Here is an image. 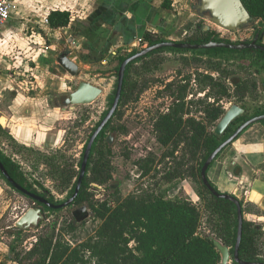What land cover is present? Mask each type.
I'll return each instance as SVG.
<instances>
[{
	"label": "rangeland",
	"instance_id": "rangeland-1",
	"mask_svg": "<svg viewBox=\"0 0 264 264\" xmlns=\"http://www.w3.org/2000/svg\"><path fill=\"white\" fill-rule=\"evenodd\" d=\"M34 1L15 0L20 11L19 21L0 40V152L29 182L36 184L37 189L49 192L56 202L62 203L71 195L94 128L112 106L118 75L108 76L107 73L119 69L120 56L131 54L133 49L139 51L149 44L140 45L131 40L126 47L109 52L89 48L77 40L69 41L68 38H74L71 34L52 35L50 39L40 23L29 22L26 17L24 7ZM163 1L159 0V3ZM196 3L197 0H178L172 7L176 12L187 9L194 13V20L185 14L180 16L181 28L185 25L188 29L181 40L195 34L200 27L210 26L220 38L250 42L258 27L264 29V23L256 21L231 32L212 22L209 16H199L194 10ZM169 32L164 37L174 40L169 37L172 34ZM59 37L63 44L54 50H46L45 47H50ZM64 52L78 64L77 75L70 74L59 63L58 58ZM198 73L212 74L227 83L234 97L231 101H222L226 110L234 103L239 104L249 119L264 107V61L255 53L164 48L136 61L128 75L129 99L119 107V112L105 129V136L98 144L101 152H94L108 164L107 169L112 175L104 183L90 182L88 191L94 201L108 198L115 203L132 196L186 198L200 207L203 218L199 232H209L208 214L198 194L200 185L187 173L188 167L197 166V161L183 149L184 146H180L174 156L165 158L172 146L162 144L155 130L156 118L169 111L175 98L168 86L171 83L174 86L189 83L187 101H191L190 109L197 119L204 120V113L199 111L203 108L200 101L206 99L209 87L206 90L201 88ZM188 76H191L190 80ZM82 81L99 86L102 94L90 104L64 108L59 97L74 91ZM218 121H206L208 130L213 131ZM241 123L232 124L227 132L237 129ZM111 133L116 139L112 153L107 155L106 137ZM228 147L218 158L228 156ZM149 157L154 159L153 168L149 174L143 175L138 161ZM180 162L185 163L182 168L186 170L185 176L169 177L167 173L173 172ZM66 177H72L69 184H64ZM218 191L223 192L219 188ZM245 191L243 189L237 197L243 201L244 218L248 219L246 213L260 210L246 201ZM34 206L35 202L13 189L0 174V264L14 263L13 246L16 251L29 250L39 234L52 226L56 227L55 237L63 233L64 238L76 246L92 236L101 223L90 209V218L78 224L75 231L66 233L64 228L77 206L45 209L46 218L39 227L22 231L16 239L9 229L15 227L16 222ZM251 219L262 225L257 243L264 257V220ZM229 264H233V260Z\"/></svg>",
	"mask_w": 264,
	"mask_h": 264
},
{
	"label": "trees",
	"instance_id": "trees-1",
	"mask_svg": "<svg viewBox=\"0 0 264 264\" xmlns=\"http://www.w3.org/2000/svg\"><path fill=\"white\" fill-rule=\"evenodd\" d=\"M242 1L252 15L253 21L259 20L261 23H264V0ZM163 5L168 6V1H164ZM48 20L49 26L52 28L67 27L72 23V12L56 9L48 15ZM142 40V45L146 43L153 45L169 39H166L160 33L146 31ZM212 40L232 42L229 39L220 38L217 31L212 29L207 30L205 27H200L195 34L186 37L182 41L207 43ZM166 48L187 50L172 47ZM162 49L164 48L158 49L148 55ZM200 51L252 52L256 54L259 60L264 61V51L258 49L233 50L218 47L200 49ZM136 52L137 50L133 49L131 54L120 56L119 67L127 57ZM136 61L131 62L127 66L119 107L129 99L128 75ZM198 74L201 88L206 90L209 87L206 99L200 101L203 108L199 111L204 113V120L197 119L190 109L191 101H187L189 83L177 86L171 83L168 86L172 89L175 98L169 107V111L160 113L156 118L155 130L162 144L172 146L171 151L164 155L165 158L171 155L174 156L178 148L184 146L183 149L186 152L188 151L193 160L197 161V166L188 167L187 173L192 175L200 185L198 194L204 201L208 214L209 232H199L203 218L200 207L186 198L166 199L163 196L153 198L132 196L115 203H111L108 198L103 201L93 200L92 194L88 191L90 182L104 183L112 178L111 173L107 169L108 164L103 162L100 156L96 157L94 155V152L97 150L101 152V149H98V144L103 136H105V129L111 124L112 118L93 144L82 187L73 201L76 205L87 204L93 211L94 216L101 220L95 233L85 241L73 246L64 238L63 233H58L55 237L56 227L52 226L50 229H46L39 234L34 245L29 250L22 248L16 251V247L13 246L11 251L14 252V263L12 264H220L222 259L221 253L210 236L219 239L223 244L229 246L233 256L238 233L237 206L230 200L218 198L212 194L203 183L201 170L209 155L236 130L234 129L231 132L226 131L222 136H219L214 131L208 130L207 126V122L214 123L223 116L226 109L222 101H231L234 94L231 93L225 81L209 73ZM188 78L190 80L191 76H188ZM119 107L114 116L119 112ZM260 114H264V107L259 109L255 113V116ZM245 120H247V117L243 115L232 124L243 123ZM99 123H97L96 127ZM261 123L264 124V120ZM231 125L227 130H231ZM105 147V153L110 155L112 149L108 145ZM221 153L218 154L216 159ZM0 159L10 175L21 186L38 193L34 183L29 182L18 171V167L1 152ZM138 164L143 170V175H147L152 171L154 159L151 157L141 159L138 161ZM184 166L185 163L180 162L178 167L173 172L169 171L167 175L171 178L174 176H185L184 172L186 170L182 169ZM0 174L13 189L24 195L6 179L1 171ZM79 174L80 170L76 175L77 179L73 184L70 196L75 192ZM71 180L72 177H66L64 184H69ZM210 182L218 190L211 180ZM48 200L58 203L53 197H50ZM241 204L243 206V201H241ZM43 206L48 210H55L46 205ZM78 224L75 222V219H72L64 228L65 232L75 231ZM261 226L244 218L243 237L239 248V255L242 260L264 262V257L259 251L257 243V235L261 233ZM21 232L19 231L14 234L16 239H18L17 237L20 236ZM131 242H134V245L131 246ZM233 264L239 263L233 259Z\"/></svg>",
	"mask_w": 264,
	"mask_h": 264
},
{
	"label": "crops",
	"instance_id": "crops-1",
	"mask_svg": "<svg viewBox=\"0 0 264 264\" xmlns=\"http://www.w3.org/2000/svg\"><path fill=\"white\" fill-rule=\"evenodd\" d=\"M164 1H168V6L163 5ZM164 1L160 4L159 0H36L24 8L29 22L40 23L50 39L52 35L71 34L74 38H68L69 41L112 52L126 47L131 40L138 44L137 39L143 38L146 31L163 36L170 31V38L182 41L188 29L185 25L181 28L180 16L185 14L194 20V13L187 9L176 12L172 7L178 0ZM56 9L72 12L69 26L52 28L46 23L48 15ZM19 12L15 5L5 35L19 21ZM62 44L59 37L45 48L54 50ZM227 150L228 156L212 164L208 177L223 192L237 196L246 189V201L260 210L246 213L247 220H264V124L257 122L248 127Z\"/></svg>",
	"mask_w": 264,
	"mask_h": 264
},
{
	"label": "water",
	"instance_id": "water-1",
	"mask_svg": "<svg viewBox=\"0 0 264 264\" xmlns=\"http://www.w3.org/2000/svg\"><path fill=\"white\" fill-rule=\"evenodd\" d=\"M194 10L198 13L199 16L205 17L209 16L212 22L217 24L218 26L227 29L231 32H236L241 27H247L254 23L253 17L246 8L245 4L242 0H197V3L194 5ZM205 29H210V26H205ZM258 36L251 42H224V41H210L207 43H190L185 41H174V40H166L163 42H159L153 45H148L143 49L137 51L135 54L127 57L120 65L118 70H113L107 73V75L117 74L118 75V84L116 88L115 97L112 103L111 108L104 116V118L100 121L96 129L92 132L85 151L83 155V160L81 164L80 174L77 180V185L75 188V192L68 200L62 203H53L47 200L46 198L40 196L39 194L32 192L25 187L21 186L8 172L5 165L0 159V171L6 177V179L20 192L24 195L30 197L31 199L45 204L46 206L52 209H61L68 205H70L76 196L78 195L83 179L87 172V167L91 155V151L93 148V144L95 143L97 137L102 132V130L106 127V125L113 118L116 110L119 107L123 85L125 72L128 64L137 59L148 55L158 49L172 47L177 49H187V50H200V49H210V48H218L223 47L227 49L233 50H245V49H258L264 51V44H260L257 42ZM59 63L62 65L64 69H66L70 74L77 75L79 72V66L73 60L69 58V55L64 52L58 58ZM102 88L97 85H94L90 82L82 81L79 83L78 87L70 92L67 96L62 99V106L64 108L68 106L80 105V104H90L94 102L101 94ZM245 114V109L239 104H232L223 116L219 119L217 125L214 128V133L222 136L229 126L239 117ZM264 120V114L253 116L247 120H245L227 139H225L207 158L205 161L202 170H201V178L203 183L207 186V188L218 198H223L232 201L237 206V217H238V233H237V241L235 245V249L233 252V256L231 254V248L222 243L219 239L210 236L214 241L218 251L221 253V263L220 264H229L233 259L239 264H264L262 261H244L240 258L239 248L242 242L243 237V224H244V214H243V206L241 204V200L231 193L220 192L216 188H214L208 178V170L211 167L212 163L215 161L216 157L219 153L223 151L224 148L233 143L243 131H245L248 127L253 125L254 123L261 122ZM116 139V135L111 133L106 137V143L109 148H112L114 141ZM73 215L75 220L78 223H82L90 218L91 212L87 206H82L73 211ZM45 216L42 213V209L40 207L30 208L15 224V228L11 230L16 231H24L30 228L39 227L40 223L44 220ZM233 257V258H232Z\"/></svg>",
	"mask_w": 264,
	"mask_h": 264
},
{
	"label": "flooded vegetation",
	"instance_id": "flooded-vegetation-1",
	"mask_svg": "<svg viewBox=\"0 0 264 264\" xmlns=\"http://www.w3.org/2000/svg\"><path fill=\"white\" fill-rule=\"evenodd\" d=\"M253 24H255V23H252V25ZM258 36V39H257V42L258 43H260V44H264V29H262L261 27H258L256 30H255V35H254V38H253V40L256 38ZM253 40H251V41H253ZM250 41V42H251ZM69 94V93H68ZM68 94H66V95H62V96H60L59 97V101L61 102V105H62V99L65 97V96H67ZM240 126V125H239ZM230 127V126H229ZM227 131V130H226ZM34 186H36V184H34ZM37 187V186H36ZM37 191H38V193L37 194H39L40 196H42V197H44V198H46L47 200L50 198V197H52L51 195H50V193L49 192H47V191H45V190H40V189H37ZM70 197H72V196H69L68 197V199L70 198ZM27 198H28V196H27ZM29 199H31V198H29ZM68 199H66V200H68ZM33 202H35V206H34V208H37V207H40L41 209H42V213L44 214V216H45V218H46V207L45 206H43V205H45V204H42V203H40V202H37V201H35V200H33V199H31ZM65 200V201H66ZM64 202V201H63ZM38 203H40V204H42V205H40V204H38ZM72 206H77L74 210H76V209H78V208H80V207H82V206H87L88 208H89V210L91 209L87 204H81V205H76L75 203H71L70 205H68V206H66V208L67 207H72ZM65 208V207H64ZM64 208H62V209H64ZM56 210V209H55ZM73 210V211H74ZM73 211H72V215H71V220L72 219H75V217H74V215H73ZM91 212V211H90ZM44 218V219H45ZM75 222L78 224V222L75 220ZM13 228H15V227H11L10 229H9V231L11 232V230L13 229ZM20 231V230H19ZM19 231H16V232H14V231H12L11 233L14 235V234H16L17 232H19Z\"/></svg>",
	"mask_w": 264,
	"mask_h": 264
},
{
	"label": "built area",
	"instance_id": "built-area-1",
	"mask_svg": "<svg viewBox=\"0 0 264 264\" xmlns=\"http://www.w3.org/2000/svg\"><path fill=\"white\" fill-rule=\"evenodd\" d=\"M14 7L15 0H0V40L3 39L5 35V28L11 19ZM45 21L49 23L48 18ZM258 22L260 21L258 20ZM142 42V38H139L138 43L142 45Z\"/></svg>",
	"mask_w": 264,
	"mask_h": 264
}]
</instances>
